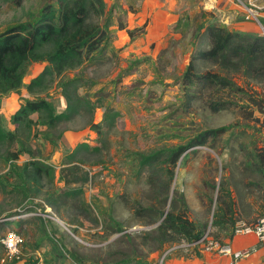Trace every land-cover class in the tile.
<instances>
[{
	"label": "rangeland",
	"instance_id": "obj_1",
	"mask_svg": "<svg viewBox=\"0 0 264 264\" xmlns=\"http://www.w3.org/2000/svg\"><path fill=\"white\" fill-rule=\"evenodd\" d=\"M103 1L106 3L105 13L99 20L102 22L109 17V31L102 44L101 57H94L53 77L45 91L36 93L47 96L57 110H63L65 100L59 80L80 78L84 86L78 88V94L87 95L91 102L103 105L93 110L91 118L94 123L101 120L106 106L117 112L115 126L105 130L108 153L103 155L100 165L92 168L91 179L83 187L84 199L92 207L98 205L106 215L111 213L125 225H132L129 230L148 229V226L136 224L130 214L131 207L123 204L120 198L128 195L132 200H143L146 189L142 177L135 175L138 164L131 163L130 153L185 144L199 131L226 126L228 129L217 137L214 148L207 144L199 145L188 148L181 155L174 169L172 188L184 194L189 207L188 217L208 224L204 231L208 236L212 210L206 211L200 196L205 199L206 194L213 192L215 197L221 183L237 202L238 219L251 222L261 216V188L256 184L260 175L246 155L253 144L263 145L264 116L255 111L249 115L248 111L254 110L253 107L240 108L241 102L235 96L227 95L225 90L220 96L222 100L227 98L231 102L228 110L210 112L203 100L192 101L187 106L182 102L186 96L181 83L190 51L198 45H192L194 34L211 17L232 30L262 33L261 26L244 19L237 0H213V4L209 0ZM48 2L53 0L0 2V31L34 19ZM261 23L264 28L263 19ZM129 30H133V36L129 35ZM45 65L32 62L27 68L24 83L40 73ZM198 70L221 73L218 67L206 63H199ZM230 76L250 93V88L259 90L252 80L247 81L233 73ZM20 92L28 95L24 87H20ZM17 94L8 93L6 103L0 106L1 124L5 129L12 128L11 114L20 103L21 94ZM74 118L60 125L59 130H65L61 140L53 145L48 142L38 144L57 168L64 154L78 143L97 144L95 132L83 119L88 117L80 112ZM25 157L22 156L20 161ZM90 160H95V156ZM5 169V163L0 161V173ZM209 184H214L215 190ZM33 201L34 205H24L30 208L24 211L25 207L16 206L10 195L0 194V210L3 216L7 215L3 218L0 215V239L10 230L21 234L23 239L18 256L4 262L1 259L5 257V249L0 242V264H33L36 260V263L45 264V257L54 264H74L69 258L58 261L53 258L54 247L47 235L52 234L56 238L58 247L62 244L66 250L76 249L80 254L91 253L90 247L104 248L118 235L97 241L93 235L100 230V224L95 226L88 222L80 226L75 235L71 231L74 224H69L67 217L61 218L37 199ZM12 207H15L16 214L8 216ZM223 237L221 232L220 239ZM219 241L224 242L223 239ZM167 246L164 251L150 255L152 264H166L169 258L182 256L183 251H177V246Z\"/></svg>",
	"mask_w": 264,
	"mask_h": 264
},
{
	"label": "trees",
	"instance_id": "obj_2",
	"mask_svg": "<svg viewBox=\"0 0 264 264\" xmlns=\"http://www.w3.org/2000/svg\"><path fill=\"white\" fill-rule=\"evenodd\" d=\"M105 6L103 0H53L40 8L34 19L0 31V101L8 93L21 94L20 103L11 114V129L2 126L0 116V161L6 168L0 173V194L10 195L16 206L34 205L33 200H39L61 218L67 217V222L74 224L71 231L75 235L85 222L95 226L100 224V230L93 235L97 241H106L118 234L104 248L90 247L92 252L85 254L76 249L66 250L62 244L58 247L56 238L47 235L54 247L53 258L57 261L69 258L74 264H152L150 255L164 251L167 245L177 246L175 249L183 251V257L199 256L198 240L208 224L188 217L189 207L184 194L172 188L174 169L188 148L206 144L214 148L217 137L228 127L206 128L185 144L130 153L131 163L138 164L135 175L142 177L146 189L143 200H132L128 195L120 198L123 204L131 207L130 214L136 224L149 228L129 230L132 225H125L111 213L106 215L98 205L92 207L83 196V187L91 179L92 168L100 165L103 155L108 153L105 130L115 126L117 112L106 106L101 120L94 123L93 110L103 105L91 102L87 95L78 94V88L84 86L80 78L59 80L65 100L63 110H57L47 96L36 95L47 89L53 77L94 57H101L102 44L109 31V17L102 22L99 20L105 13ZM132 31L128 32L131 36ZM194 36L192 45H198L190 51L181 77L186 96L182 102L190 106L192 101L203 100L210 112L228 110L231 102L220 96L225 90L227 95H233L241 102L240 108L253 107L254 110L249 109V115L255 111L264 116V34L232 30L211 17ZM32 62L46 65L24 83ZM199 63L218 67L221 73L202 72L198 70ZM231 73L252 80L259 90L250 88L251 93L246 91L232 80ZM20 87H24L26 94L36 96H25ZM80 112L88 117L83 119L95 132L97 144L78 143L64 154L57 168L38 144L48 142L53 145L61 140L65 130H59L60 125L74 120ZM262 144L261 147L253 144L246 157L260 175L256 184L261 188V216H264L263 140ZM22 156L26 157L20 161ZM93 156L95 160L91 161ZM209 187L215 190L214 184ZM218 189L215 197L213 192L206 194V200L200 196L206 211L212 210L209 237L222 240V232L230 239L232 227L239 220L237 202L223 183ZM15 207L8 216L16 214ZM24 207V211L30 210L29 206ZM2 214L0 210L2 218L7 216ZM44 263L54 264L47 257Z\"/></svg>",
	"mask_w": 264,
	"mask_h": 264
},
{
	"label": "built area",
	"instance_id": "obj_3",
	"mask_svg": "<svg viewBox=\"0 0 264 264\" xmlns=\"http://www.w3.org/2000/svg\"><path fill=\"white\" fill-rule=\"evenodd\" d=\"M208 1V0H207ZM213 4V0H209ZM237 6L243 12L245 20H252L262 28L261 19L264 20V0H237ZM254 235L259 241H264V216H259L255 220L248 222L239 219L232 227V236ZM5 249V257L1 259L2 262L12 260L18 256L19 247L23 242L21 234L14 230L6 232L0 239ZM198 243L204 252L214 253L221 256H231L233 260L243 257L246 250H233L229 242H221L208 236L205 232L198 240ZM42 264V263H36Z\"/></svg>",
	"mask_w": 264,
	"mask_h": 264
},
{
	"label": "crops",
	"instance_id": "obj_4",
	"mask_svg": "<svg viewBox=\"0 0 264 264\" xmlns=\"http://www.w3.org/2000/svg\"><path fill=\"white\" fill-rule=\"evenodd\" d=\"M7 94L0 101V106L7 101ZM17 108V107H16ZM224 242H229L233 250H246L243 257L233 260L231 256H221L201 250L199 256L190 258L177 257L169 258L166 264H264V241H259L254 235L232 236V238H222Z\"/></svg>",
	"mask_w": 264,
	"mask_h": 264
},
{
	"label": "water",
	"instance_id": "obj_5",
	"mask_svg": "<svg viewBox=\"0 0 264 264\" xmlns=\"http://www.w3.org/2000/svg\"><path fill=\"white\" fill-rule=\"evenodd\" d=\"M161 220H162V218H161ZM161 220H160V221H161ZM160 221H159V222H160ZM159 222H157V223H156L155 225H153L152 227L156 226Z\"/></svg>",
	"mask_w": 264,
	"mask_h": 264
}]
</instances>
